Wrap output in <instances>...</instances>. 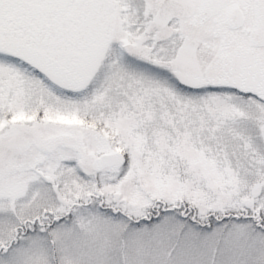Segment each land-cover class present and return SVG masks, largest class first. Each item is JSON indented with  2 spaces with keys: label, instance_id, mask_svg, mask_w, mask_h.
<instances>
[{
  "label": "snow or ice",
  "instance_id": "1",
  "mask_svg": "<svg viewBox=\"0 0 264 264\" xmlns=\"http://www.w3.org/2000/svg\"><path fill=\"white\" fill-rule=\"evenodd\" d=\"M0 264H264V0H0Z\"/></svg>",
  "mask_w": 264,
  "mask_h": 264
}]
</instances>
